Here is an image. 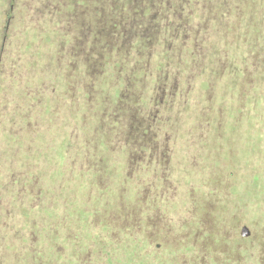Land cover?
I'll list each match as a JSON object with an SVG mask.
<instances>
[{
	"label": "rangeland",
	"instance_id": "obj_1",
	"mask_svg": "<svg viewBox=\"0 0 264 264\" xmlns=\"http://www.w3.org/2000/svg\"><path fill=\"white\" fill-rule=\"evenodd\" d=\"M76 10L0 0V264H31L33 248L47 264L54 241L68 264H264L237 249L254 247L242 238L264 223V96L253 81L242 89L239 30L222 79L212 75L225 45L217 23L199 43L192 24L168 29L147 74L120 54L119 68L109 62L92 78L62 39L74 37L63 17L74 25ZM89 23L82 41L98 49ZM185 41L201 52L196 74ZM145 140L151 151L138 149Z\"/></svg>",
	"mask_w": 264,
	"mask_h": 264
},
{
	"label": "trees",
	"instance_id": "obj_2",
	"mask_svg": "<svg viewBox=\"0 0 264 264\" xmlns=\"http://www.w3.org/2000/svg\"><path fill=\"white\" fill-rule=\"evenodd\" d=\"M69 1L77 8V10L70 16L72 17V22L74 24L71 28H73V31L77 30V32L72 33L74 37H72L73 42L70 45V48H72L73 55L82 54L83 50L85 54L88 52V54H86L87 57L92 54L94 55L91 59H88L85 56V62L81 63L79 67L83 73H87L88 76L91 75L92 78L93 75H101L105 71V66L108 65L109 62L113 63L112 67L117 66L119 68L117 60L115 62V59H111V56L118 58L120 54H123L124 56L129 54L128 57L131 54H135L139 56L141 61L147 63L152 56L151 49L156 48L155 43L158 41L159 36L163 33L167 35L168 32L166 31L168 29L175 28L176 32L179 34L180 31H182L181 27L185 29V26H187V33H191L192 24L195 29V31L193 29L192 32V34H194L192 42L199 43L200 41H203V34L207 31L209 24L217 23L220 25V28L224 27V30H220L218 35L213 34L221 41H224L223 44L225 45L221 46V65L217 70H213L212 75L215 76V74H217V77L222 79L223 77L221 76H223L228 70V64H230L231 67L234 65V63H230L231 60L228 61L226 54L231 46L229 42L234 38L235 31L239 30L238 39L240 42L245 43L246 47V59H244L241 68L243 81L242 89H247L250 81H253L255 86L259 85V87H261L262 95L264 96V0ZM75 3H79V5L77 6ZM83 6L87 8H93L95 6L101 8L103 6L104 10L100 9L91 11V15H87L83 10ZM81 10L85 15L80 13ZM77 14L80 15V19L82 20V26L80 27L81 31L77 28L78 22L75 20V18H79ZM65 16L68 17V14L63 17V25L69 26L66 23ZM194 16L198 18L196 23L192 22ZM89 20L92 21L91 30L96 29L98 32L99 41L95 40L94 44L98 46V49L94 50L91 49V47L89 48L86 43L82 41L84 34L87 32V27L90 26ZM94 36L96 35L94 34ZM235 37H237V34ZM187 42L185 41L184 44H181L183 45L182 51H186V53L188 52L187 56L194 59L190 64V61L188 60L189 58H187V62L189 61L187 69L193 70L196 74L197 72L195 69L198 68V66L195 63V57L200 55L201 52L198 51L196 44L194 48L191 49ZM165 47L166 49H169L170 45ZM214 84L215 83H213L212 89H214ZM138 138L139 140H142L145 137L139 136ZM139 147V150H152V148L147 147V140L144 141V145H140ZM134 151H136V148ZM259 229V232L254 237H251L250 239L242 238V242L251 240L254 247H245V249H243L240 241H237L239 244L237 249H241L242 257L246 255L258 261V257L264 254V252L258 251V248H261V244L264 242V223ZM117 236L118 237H114L113 242H122L119 235ZM91 244H95V242L90 241L86 247L90 245L89 248L92 250ZM108 244L109 243L106 242L104 244L103 238L102 245L107 248L106 246H110V244ZM56 245L55 241L50 244V247L55 254H52L51 258H46L47 264H60L59 259L63 261L61 264H68L70 262V257L65 256L67 253L64 254L57 250ZM29 251L32 254L31 260L33 262H31V264H43L41 250L33 248ZM102 251H104V249ZM231 255L233 256V254ZM118 260L120 261V258H118ZM111 261L112 260L110 259L107 260V262ZM261 261H258V263L261 264ZM86 262H91V258H83L80 260L79 257L78 264H85ZM185 262L186 261H184V264Z\"/></svg>",
	"mask_w": 264,
	"mask_h": 264
},
{
	"label": "flooded vegetation",
	"instance_id": "obj_3",
	"mask_svg": "<svg viewBox=\"0 0 264 264\" xmlns=\"http://www.w3.org/2000/svg\"><path fill=\"white\" fill-rule=\"evenodd\" d=\"M68 29H69V31H70V33H73V32H77V30L76 31H73V28H71V26H68ZM68 33V31L67 32H65L64 33V36L62 37V39L65 41V43H71L72 42V37H71V39L69 40L68 38L66 39L65 37H66V34ZM75 36H76V34H75ZM83 46H85V45H83ZM88 46V45H87ZM89 48H90V46H88ZM68 52L70 53V55H69V57H70V59H74V60H79V57H81L80 58V63H83V62H85V56L87 57V55L86 54H88V52H86V54H85V52H84V50H83V53L80 55V54H75V55H73V52H72V48H70V46H69V49H68ZM131 57H133V58H135V59H137L138 60V65L137 64H135L134 65V67H133V69L135 68V70L136 71H138L139 70V72L142 70V72H143V74H147V70H148V66H149V63H151L150 61L148 62V65H147V67H146V70H144L143 71V65H142V63H144L143 61H142V63L140 62V60L135 56V55H133V54H131L128 58H131ZM140 63H141V65H140ZM139 66V67H138ZM130 71H131V73L132 74H134L133 72H132V69H130ZM177 73H178V71H177ZM157 75V74H156ZM141 123H139V122H137V127H136V130L137 129H141V125H140ZM131 128H133L132 126H131ZM131 130V129H130ZM135 128H134V131H133V133H135ZM146 133V132H145ZM139 134H140V130H139V132H137L136 133V135L134 136V137H136V138H138L139 137Z\"/></svg>",
	"mask_w": 264,
	"mask_h": 264
},
{
	"label": "water",
	"instance_id": "obj_4",
	"mask_svg": "<svg viewBox=\"0 0 264 264\" xmlns=\"http://www.w3.org/2000/svg\"><path fill=\"white\" fill-rule=\"evenodd\" d=\"M241 232H242L243 235H247L248 234V231H247L246 227H243Z\"/></svg>",
	"mask_w": 264,
	"mask_h": 264
}]
</instances>
